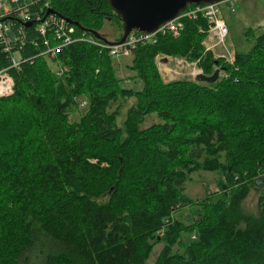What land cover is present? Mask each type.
Wrapping results in <instances>:
<instances>
[{
  "label": "trees",
  "instance_id": "16d2710c",
  "mask_svg": "<svg viewBox=\"0 0 264 264\" xmlns=\"http://www.w3.org/2000/svg\"><path fill=\"white\" fill-rule=\"evenodd\" d=\"M47 1L41 19L56 15L96 32L106 17L121 25L107 0ZM16 22L24 39L16 42L20 68L10 71L14 91L0 98V115H13L4 123L0 116V163L11 169L0 193L12 198L22 230L9 258L1 253L8 240L0 243V264H31V252L36 264H145L159 240L152 264H264V195L257 215L239 209L253 180L264 179V31L229 64L204 51L207 21L184 18L177 35L159 33L131 50L129 68L141 82L133 89L121 86L106 50L80 40L47 60L51 34L46 45L38 21ZM71 25L74 37L82 34ZM159 55L198 59L204 74L220 67L228 76L164 82ZM9 61L0 49V69ZM49 62L66 72L56 76ZM79 94L89 95V109L70 122L66 110ZM129 98L118 126L120 104L112 105ZM152 113L161 122L141 127ZM198 170L219 171L226 183L185 225L173 213L192 206L184 183ZM184 231L195 239L184 244ZM176 244L183 252L172 251Z\"/></svg>",
  "mask_w": 264,
  "mask_h": 264
},
{
  "label": "rangeland",
  "instance_id": "374dc122",
  "mask_svg": "<svg viewBox=\"0 0 264 264\" xmlns=\"http://www.w3.org/2000/svg\"><path fill=\"white\" fill-rule=\"evenodd\" d=\"M217 3L219 4V17L223 20L226 26L227 35L224 41V45L217 44L215 42L216 38L213 32L209 31L210 28L208 26L206 36L202 41L204 51L208 50L212 52L215 58H221L222 55L227 56V52H230L231 54H233L234 59L235 52L249 51L254 42V37L264 31V0H222ZM81 32L85 33L89 37L92 36V39L95 38L91 33H87L83 30H81ZM98 33L105 37L107 41L117 42L121 38L122 27L121 25H119L118 27L115 22L111 21L109 17H106L103 20L100 32ZM97 41L102 40L98 39ZM42 56L47 60L50 58L46 55ZM131 60V53L128 55H116L113 58V66L116 71V77L121 80L122 87L140 89L141 82L136 77L135 72L129 68ZM223 60L225 61V59ZM156 63L161 78L164 82H172L176 80H188L195 82V77H191L189 73L192 68L199 67L198 59L191 60L184 56L169 57L165 55H159L156 57ZM56 64L57 62H49V66L54 73L57 70ZM64 67L66 68V66ZM216 68L223 70L220 67ZM5 97L1 96L0 98ZM74 100V105L66 110L70 122L77 121L82 116H84L87 113L90 105L88 94H79L76 96V98H74ZM81 101H85V104L82 106L80 105ZM133 102L134 99L129 98L125 100H119L112 105V108L114 109L118 104H120L119 115L117 116L116 120L118 126H122L126 111ZM18 111L22 112V109H19ZM9 114L10 113H7L6 111L0 115L3 117V123L5 122L7 116H10L12 119L13 115ZM27 119L28 117H26V120ZM157 122H161V119L155 113H152L151 115L146 116L145 121L142 123L141 127H147ZM101 154L104 155L105 153ZM90 161L96 162L97 160L93 158L90 159ZM29 162L33 163V161ZM107 165V162L100 163V166L102 167H106ZM10 172V168H4L0 163V182L5 179L1 177L7 176L5 174H8ZM222 176V173H220L219 171L198 170L193 172L189 176V179L184 183V193L191 200L192 206L187 205L177 209L173 213L174 219L176 218L177 220H180L185 225L195 224L198 220V213H200V209H198L199 202L201 203L206 197H219L221 192L223 191V189H220V187H222L226 183V180ZM221 181L223 183L220 185ZM262 195H264V181H258L257 183L254 179L253 185L250 187L248 194L240 202V211L247 215H257L259 213L258 198ZM7 196L0 193V243L3 240H8V247L2 250L1 253H6L7 258H9L10 256H12L13 250L17 246L15 238L17 237V234L21 232L22 227L18 221L19 218L17 217V211L15 209L16 206L12 207V198ZM106 198L107 195H103L99 200L100 202H105ZM10 209H12L11 212H9ZM162 234L163 233H160L159 235ZM195 236L196 234L194 231L192 233H186L184 231L181 233L180 238L185 241L184 244H188L195 239ZM163 246V242L159 240L154 245L145 264H152ZM172 251L183 252V247H179L176 244L173 247ZM37 257L38 255L36 252H31V264H36L37 262H39V258Z\"/></svg>",
  "mask_w": 264,
  "mask_h": 264
},
{
  "label": "built area",
  "instance_id": "2783aa9c",
  "mask_svg": "<svg viewBox=\"0 0 264 264\" xmlns=\"http://www.w3.org/2000/svg\"><path fill=\"white\" fill-rule=\"evenodd\" d=\"M231 1V0H228ZM49 2L42 0H0V49L9 58L10 63L8 66L0 69V97L8 96L14 91V78L11 75V70H18L20 68V51L16 48V42L18 38L24 39V30L22 25L16 27V20L19 23H25L26 21L35 20L38 21L35 24L34 30L37 31L43 38L46 45H49L46 35H51V45L48 50L41 52L42 55L56 58L65 47L72 42L80 40L90 42L95 46L100 47L102 50H106L107 54L113 58L116 55H128L131 50L134 49L136 44L143 43L150 40L154 35L165 32H172L177 35L183 27V19H195L202 16L208 23L210 32H213L216 43L224 45V41L227 35V29L223 20L219 17V4H202V5H188L183 11H181L174 19L159 26L154 32L150 34H143L137 31H131L127 35L125 41L120 44L110 45L103 41H97L98 39H92L93 37L87 36L82 33L74 37V27L68 28V23L57 17L56 15H48L47 17L40 18L43 8H48ZM13 14V18H10V14ZM72 26V25H71ZM17 28L18 34L16 36L12 34L11 29ZM22 40L20 45H22ZM223 59L229 64L233 63V54L227 52L226 55H222ZM66 68H59L56 71L58 76H61ZM203 73L201 68H192L190 76L195 77L197 74ZM228 75L224 70L219 69V77H227ZM85 101H81L80 105H84Z\"/></svg>",
  "mask_w": 264,
  "mask_h": 264
},
{
  "label": "water",
  "instance_id": "95a60500",
  "mask_svg": "<svg viewBox=\"0 0 264 264\" xmlns=\"http://www.w3.org/2000/svg\"><path fill=\"white\" fill-rule=\"evenodd\" d=\"M220 1L222 0H107L108 6L117 16L122 27V35L117 42L107 41L98 32L84 29L77 22H72L69 19H66V22L91 33L103 42L114 45L123 43L131 31L143 34L154 32L159 26L174 19L188 5L214 4ZM48 12H52V10H48ZM25 25H30V22ZM218 78L219 69L216 68L209 75L197 74L194 80L199 83H213ZM260 181H264V179Z\"/></svg>",
  "mask_w": 264,
  "mask_h": 264
},
{
  "label": "bare ground",
  "instance_id": "6f19581e",
  "mask_svg": "<svg viewBox=\"0 0 264 264\" xmlns=\"http://www.w3.org/2000/svg\"><path fill=\"white\" fill-rule=\"evenodd\" d=\"M21 36V35H20ZM10 62V61H9Z\"/></svg>",
  "mask_w": 264,
  "mask_h": 264
}]
</instances>
